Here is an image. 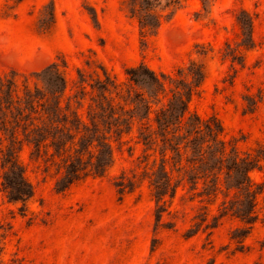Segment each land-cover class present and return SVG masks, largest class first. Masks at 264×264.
I'll list each match as a JSON object with an SVG mask.
<instances>
[{
    "label": "rangeland",
    "instance_id": "obj_1",
    "mask_svg": "<svg viewBox=\"0 0 264 264\" xmlns=\"http://www.w3.org/2000/svg\"><path fill=\"white\" fill-rule=\"evenodd\" d=\"M49 1L53 22L43 29L39 18ZM239 9L252 18L254 45L243 50L241 64H231L221 52L224 41L238 40ZM196 44L210 50L202 57L205 76L188 108L201 116L214 114L225 140L236 141L240 150L252 148L264 132V0H181L145 46L121 0H0V72L31 73L63 55L68 76L75 65L93 59L123 79L124 68L139 61L155 71H173L201 57ZM124 138L122 144L113 143V162L105 175L87 176L64 190L54 187L53 168L45 169L23 146L19 159L33 194L20 213L18 202L8 201L0 189V219L9 223L0 239V259L21 258L23 264H264V166L250 171L253 180L262 182L259 218L243 239L244 248L233 250L229 231L240 222L231 216H222L209 235L201 228L184 235L202 205L208 218L217 213L220 194L210 200L186 183L179 185L157 221L145 179L120 196L114 177L121 170L138 174L153 157L140 161L143 145L134 132Z\"/></svg>",
    "mask_w": 264,
    "mask_h": 264
},
{
    "label": "trees",
    "instance_id": "obj_2",
    "mask_svg": "<svg viewBox=\"0 0 264 264\" xmlns=\"http://www.w3.org/2000/svg\"><path fill=\"white\" fill-rule=\"evenodd\" d=\"M180 3L121 0L124 10L135 19L144 46ZM43 9L39 22L47 29L53 22L52 2ZM236 21L238 40L234 44L224 41L221 52L231 64H241L243 50L254 45L250 14L239 9ZM196 47L201 57L189 58L173 71H155L139 61L124 68L123 79L93 59L75 65L73 75L68 76L63 55L31 73L0 72V189L6 199L18 202L22 213L33 194L19 159L23 146L30 158L42 160L45 169L53 168L54 187L64 190L87 176L105 175L113 162V143L122 144L125 135L134 132L143 145L140 161L153 157L149 163L144 161L138 174L121 170L114 177L112 183L120 196L145 179L157 221L179 185L186 183L210 200L220 194L217 213L208 218L202 205L184 235L199 228L209 235L227 215L240 222L229 231L232 248L243 249V239L259 218L262 182L253 180L250 171L264 166V132L252 148L240 150L236 141L224 139L221 122L214 114L201 116L188 108L205 76L202 57L210 50L203 44ZM232 76H228L229 82ZM261 198L264 221V196ZM7 228L9 223L0 219V239ZM260 246L264 247V240ZM0 264L23 262L21 258L0 259Z\"/></svg>",
    "mask_w": 264,
    "mask_h": 264
}]
</instances>
